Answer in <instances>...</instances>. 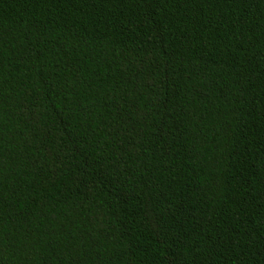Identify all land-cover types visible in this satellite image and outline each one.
Wrapping results in <instances>:
<instances>
[{"label":"trees","instance_id":"obj_1","mask_svg":"<svg viewBox=\"0 0 264 264\" xmlns=\"http://www.w3.org/2000/svg\"><path fill=\"white\" fill-rule=\"evenodd\" d=\"M0 264H264V0H0Z\"/></svg>","mask_w":264,"mask_h":264}]
</instances>
